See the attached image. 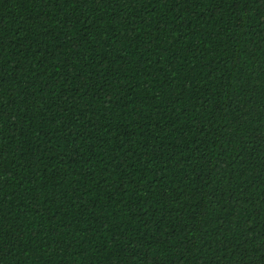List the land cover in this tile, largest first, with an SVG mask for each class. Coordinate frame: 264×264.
<instances>
[{
	"label": "trees",
	"instance_id": "16d2710c",
	"mask_svg": "<svg viewBox=\"0 0 264 264\" xmlns=\"http://www.w3.org/2000/svg\"><path fill=\"white\" fill-rule=\"evenodd\" d=\"M0 264H264V0H0Z\"/></svg>",
	"mask_w": 264,
	"mask_h": 264
},
{
	"label": "snow or ice",
	"instance_id": "6c2138e0",
	"mask_svg": "<svg viewBox=\"0 0 264 264\" xmlns=\"http://www.w3.org/2000/svg\"><path fill=\"white\" fill-rule=\"evenodd\" d=\"M54 2H55V0H54ZM72 2H75V0H72ZM100 2H102V0H100Z\"/></svg>",
	"mask_w": 264,
	"mask_h": 264
}]
</instances>
